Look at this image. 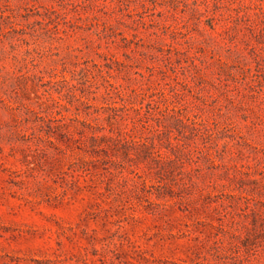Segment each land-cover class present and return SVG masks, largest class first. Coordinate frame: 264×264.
<instances>
[{
  "label": "rangeland",
  "instance_id": "obj_1",
  "mask_svg": "<svg viewBox=\"0 0 264 264\" xmlns=\"http://www.w3.org/2000/svg\"><path fill=\"white\" fill-rule=\"evenodd\" d=\"M0 264H264V0H0Z\"/></svg>",
  "mask_w": 264,
  "mask_h": 264
},
{
  "label": "trees",
  "instance_id": "obj_2",
  "mask_svg": "<svg viewBox=\"0 0 264 264\" xmlns=\"http://www.w3.org/2000/svg\"><path fill=\"white\" fill-rule=\"evenodd\" d=\"M114 89H116L115 92L121 97L122 94H121L120 90L117 87H114ZM79 101H81V99H79ZM156 104H157V108H160V106H158V101H156ZM108 108L110 110L114 111V112L117 110V106L115 104L109 105ZM158 112H159V114H162L163 115V113H161V109H159ZM86 114H89V113L86 112ZM116 116H117V113H112V114L111 113H108L106 115L107 119L110 121V131L113 132V133H115L114 136H112V135H109V136H107V135H101L100 138H102V139H105V138H107V139H116L117 141H122V143L126 144L129 140L132 141V136L133 135H131L128 130L123 129V128H118V129H116L114 131V129L112 128V126H114L113 124L115 123L114 121H116ZM112 118H114V121L113 122H111ZM75 119L77 121H80V123L83 126L92 127V125L89 122L85 121V120L78 119L77 117ZM79 130H80V128H79ZM130 130H132V129H130ZM127 136H129V139H128ZM94 137H95L94 135H91V138L95 139ZM142 145L144 146L143 147L144 150L145 149L147 150V147H148L147 144L144 143V142H142ZM123 152L125 153L126 152V149H124ZM158 156H160V153H158Z\"/></svg>",
  "mask_w": 264,
  "mask_h": 264
}]
</instances>
